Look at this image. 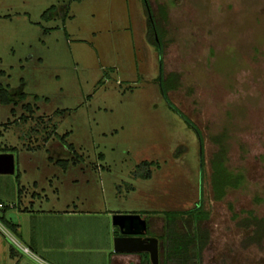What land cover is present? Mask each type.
Masks as SVG:
<instances>
[{
  "label": "rangeland",
  "instance_id": "rangeland-1",
  "mask_svg": "<svg viewBox=\"0 0 264 264\" xmlns=\"http://www.w3.org/2000/svg\"><path fill=\"white\" fill-rule=\"evenodd\" d=\"M149 3L167 12L163 70L180 75L167 99L145 39L142 0H0V153L18 147L23 165L61 179L62 197H81L79 210L90 215L71 223L78 233L98 231L105 242L113 214H139L161 241L163 264L165 213L201 200L208 212L201 264H264V237L246 246L252 228L242 226L249 211L264 219V0ZM221 133L226 166L244 180L218 201L210 159L217 149L211 137ZM49 157L78 164L63 174ZM2 224V234L22 242ZM63 259L109 264L105 252L86 248Z\"/></svg>",
  "mask_w": 264,
  "mask_h": 264
},
{
  "label": "crops",
  "instance_id": "crops-1",
  "mask_svg": "<svg viewBox=\"0 0 264 264\" xmlns=\"http://www.w3.org/2000/svg\"><path fill=\"white\" fill-rule=\"evenodd\" d=\"M24 147L25 145L23 144L22 149ZM12 148L14 150L6 152L12 153L14 156V172L12 174H0V204L4 201L9 202L10 210L8 208L0 210V219L3 223L2 226L5 225L16 233L22 242L11 241L0 232V264H12L13 262H15L14 264H19L20 259L18 257L20 256H27L37 264H63V257L66 252L71 249L81 251L85 248L105 252L109 264H150L148 254L116 253L113 251V238L118 233L112 234L110 232L113 225L109 219V233H107L105 242L102 241L103 237H100L98 231L94 235H89L83 232L81 228V233H78L75 226L71 223L78 217L90 215L89 212H81L82 210H79L80 204H82L81 197L74 199L71 196L68 200L66 196L62 197L60 194L61 186H57V184L64 183L59 177L57 178V175L53 177L45 175L44 170L41 172L38 165H23L24 163L21 162L25 161L18 156L20 149L16 146H12ZM29 149L38 151V148L28 146V152H30ZM14 151L18 152L17 157H15ZM52 162L56 164L52 160L48 162V165ZM70 163L73 166L78 164L74 160ZM70 163L67 162L65 168L59 166L63 174L68 171ZM35 168L38 170V174H41V177L31 172ZM28 173L29 175H27ZM13 174H15L14 179L9 177ZM31 174L34 176H31ZM60 206L64 208L60 209ZM8 212L10 213L8 214ZM106 216L110 217L108 214ZM45 218L49 226L46 233L44 231L47 226L44 224L45 221H43ZM62 218H69L68 220L71 221L70 225H60L57 221ZM55 223L58 224L53 225ZM158 233L160 236L163 235L161 232ZM92 239L93 241L90 242ZM86 240L93 243V246L89 245L87 247L88 244L84 246L83 243ZM100 241H102V245H99ZM157 242L159 244L161 241L157 238ZM10 246L12 247V253ZM24 248L27 251H24Z\"/></svg>",
  "mask_w": 264,
  "mask_h": 264
},
{
  "label": "trees",
  "instance_id": "trees-1",
  "mask_svg": "<svg viewBox=\"0 0 264 264\" xmlns=\"http://www.w3.org/2000/svg\"><path fill=\"white\" fill-rule=\"evenodd\" d=\"M142 5L146 26L145 39L156 52L160 69L158 85L160 91L167 99V93L177 89L180 85L179 73H165L163 70V38L165 36L164 25L167 19V12L163 5H158L155 9L150 5L149 0H142ZM0 93L2 95L5 93L2 87L0 88ZM22 96L25 95L22 94ZM170 107L188 121L179 109L174 106ZM189 125L196 131L199 144H201L202 138L199 130L194 125ZM211 139L217 145V149L210 159L211 185L213 198L219 201L226 195L228 190L239 188L244 176L242 173H233L226 166L228 150L225 142V133L213 135ZM67 147L70 151H74L73 145H67ZM182 148L183 146H180L178 150L180 151ZM7 151H12V148ZM49 159L53 160L51 157ZM56 163L62 168L67 165L66 159H59ZM164 217V233L161 236L163 241V264H201V251L208 241V230L201 226V223L208 218V212L202 208L201 200L191 210L178 211L177 213L167 211ZM180 224L182 225L179 228ZM242 226L246 229L252 228L251 233L245 238V245L260 244L264 237V219L258 218L249 211L247 216L242 219ZM10 251L12 253L11 246Z\"/></svg>",
  "mask_w": 264,
  "mask_h": 264
},
{
  "label": "water",
  "instance_id": "water-1",
  "mask_svg": "<svg viewBox=\"0 0 264 264\" xmlns=\"http://www.w3.org/2000/svg\"><path fill=\"white\" fill-rule=\"evenodd\" d=\"M14 172L12 153H0V174ZM113 226L119 230L113 238V251L116 253H147L150 264H159L158 242L156 237L145 236L146 220L139 214H113Z\"/></svg>",
  "mask_w": 264,
  "mask_h": 264
},
{
  "label": "flooded vegetation",
  "instance_id": "flooded-vegetation-1",
  "mask_svg": "<svg viewBox=\"0 0 264 264\" xmlns=\"http://www.w3.org/2000/svg\"><path fill=\"white\" fill-rule=\"evenodd\" d=\"M145 236H152V235H149V234H147V231H146V233L144 234ZM152 237H154V236H152ZM158 238V237H157ZM147 253H145V255H146Z\"/></svg>",
  "mask_w": 264,
  "mask_h": 264
},
{
  "label": "built area",
  "instance_id": "built-area-1",
  "mask_svg": "<svg viewBox=\"0 0 264 264\" xmlns=\"http://www.w3.org/2000/svg\"><path fill=\"white\" fill-rule=\"evenodd\" d=\"M24 251H27V249H26V248H24Z\"/></svg>",
  "mask_w": 264,
  "mask_h": 264
}]
</instances>
